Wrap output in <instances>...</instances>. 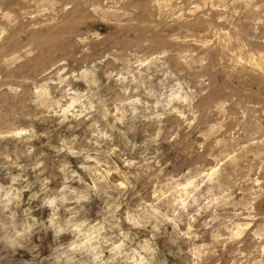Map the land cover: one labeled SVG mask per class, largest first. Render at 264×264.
Segmentation results:
<instances>
[{
    "label": "rangeland",
    "instance_id": "rangeland-1",
    "mask_svg": "<svg viewBox=\"0 0 264 264\" xmlns=\"http://www.w3.org/2000/svg\"><path fill=\"white\" fill-rule=\"evenodd\" d=\"M0 264H264V0H0Z\"/></svg>",
    "mask_w": 264,
    "mask_h": 264
}]
</instances>
